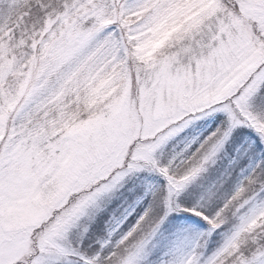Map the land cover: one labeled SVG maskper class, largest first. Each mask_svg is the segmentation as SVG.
Wrapping results in <instances>:
<instances>
[{
  "label": "snow or ice",
  "instance_id": "1",
  "mask_svg": "<svg viewBox=\"0 0 264 264\" xmlns=\"http://www.w3.org/2000/svg\"><path fill=\"white\" fill-rule=\"evenodd\" d=\"M0 264H264V0H0Z\"/></svg>",
  "mask_w": 264,
  "mask_h": 264
}]
</instances>
